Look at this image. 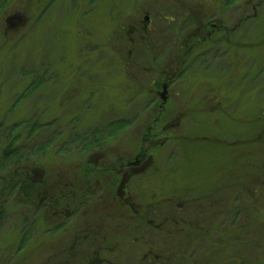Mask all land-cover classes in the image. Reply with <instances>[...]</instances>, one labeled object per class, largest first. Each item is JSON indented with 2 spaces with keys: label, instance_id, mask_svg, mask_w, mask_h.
<instances>
[{
  "label": "rangeland",
  "instance_id": "rangeland-1",
  "mask_svg": "<svg viewBox=\"0 0 264 264\" xmlns=\"http://www.w3.org/2000/svg\"><path fill=\"white\" fill-rule=\"evenodd\" d=\"M31 118L58 134L40 161L56 175L142 157L121 172L124 201L156 206L152 234L183 260L264 264V0H0V123ZM95 131L101 148L82 153L77 138ZM89 209L68 219L66 243L33 226L35 212H10L0 264L73 262L79 233L98 225ZM121 213L115 228L132 224ZM124 251L120 264L146 254Z\"/></svg>",
  "mask_w": 264,
  "mask_h": 264
},
{
  "label": "trees",
  "instance_id": "trees-1",
  "mask_svg": "<svg viewBox=\"0 0 264 264\" xmlns=\"http://www.w3.org/2000/svg\"><path fill=\"white\" fill-rule=\"evenodd\" d=\"M190 39H192V46L208 43L204 39L200 41L198 36H193ZM20 102L21 99L15 104L14 109ZM32 119L15 123L11 129L5 127L7 121L0 123V131L4 133L0 134V224L10 212L19 211V208L25 207L39 215L40 220L32 222L33 226L38 224L47 235L60 236L59 238L63 239L61 241L66 243L71 235L70 231L77 228L68 219L71 216H76L75 218L80 221L87 214L85 209L91 208L89 209L90 217L92 220L98 221V225L90 229L83 228L72 247L74 249L77 246V248L70 250L78 257L73 259V262L66 264H120L124 258L125 248L128 250L131 247H137V245L143 247L146 254L142 261L136 264H199L193 256L190 261L189 259L185 261L182 259L185 256L180 252L174 253L167 240L159 239L162 236L158 235L159 232L155 234L156 237L152 234V231L158 229V226L155 225L154 220H149L151 218L149 213L153 208L156 209V206L150 205L143 211H138L129 202L124 201L125 180L121 176V172L124 171L128 176L132 170L140 166L142 157L126 166L108 167L103 165V168L94 167L93 162L87 161L78 168H72L75 173L69 170L65 175H56L40 161H42L41 158L47 157L48 152L52 150L51 145L58 139V134L51 130L46 134L39 122ZM23 126L28 127L29 130H24ZM47 126H53V123H49ZM44 137L45 143L40 142ZM77 141L85 144L81 150L82 153H86L92 148H101L99 146L101 137L98 131L88 137H79ZM28 148L29 151L26 150ZM104 189L108 191L110 202L108 205L104 200V205H107L109 210H113L111 216L100 209L103 199L97 200V195ZM121 212H128L132 216V224L126 226L121 224V227L115 228L114 223L119 224L118 221L122 219ZM113 215L114 217H112ZM105 225L109 227L106 228ZM121 230L122 235L127 237L130 234L131 238L117 240V235L121 233ZM23 232L22 244L17 253L24 250L30 237L27 232L25 233V230ZM90 237L93 247L87 248L86 242ZM110 238H115L117 244L113 243ZM238 242L243 243L244 238L239 239ZM105 244L109 245V249L105 250ZM60 245L61 248L62 244ZM259 245L261 244L258 243ZM83 251H85L84 254ZM106 255L109 258H106ZM193 259L195 261H192ZM118 261L119 263H117ZM235 262L229 264L243 263L240 260ZM206 263L205 261L200 262V264Z\"/></svg>",
  "mask_w": 264,
  "mask_h": 264
},
{
  "label": "flooded vegetation",
  "instance_id": "flooded-vegetation-1",
  "mask_svg": "<svg viewBox=\"0 0 264 264\" xmlns=\"http://www.w3.org/2000/svg\"><path fill=\"white\" fill-rule=\"evenodd\" d=\"M213 28H214V31H213V32L216 33V32L218 31V30H217V27H216V26H213ZM216 30H217V31H216ZM212 34H213V33H212ZM212 34H211V35H212ZM164 89H165V88H164Z\"/></svg>",
  "mask_w": 264,
  "mask_h": 264
},
{
  "label": "water",
  "instance_id": "water-1",
  "mask_svg": "<svg viewBox=\"0 0 264 264\" xmlns=\"http://www.w3.org/2000/svg\"><path fill=\"white\" fill-rule=\"evenodd\" d=\"M165 91L167 90V88L165 87V89H164Z\"/></svg>",
  "mask_w": 264,
  "mask_h": 264
}]
</instances>
